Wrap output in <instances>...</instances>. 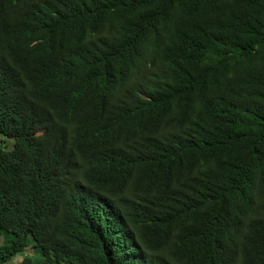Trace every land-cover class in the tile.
I'll return each instance as SVG.
<instances>
[{"label":"trees","instance_id":"obj_1","mask_svg":"<svg viewBox=\"0 0 264 264\" xmlns=\"http://www.w3.org/2000/svg\"><path fill=\"white\" fill-rule=\"evenodd\" d=\"M0 264H264V0H0Z\"/></svg>","mask_w":264,"mask_h":264},{"label":"clouds","instance_id":"obj_2","mask_svg":"<svg viewBox=\"0 0 264 264\" xmlns=\"http://www.w3.org/2000/svg\"><path fill=\"white\" fill-rule=\"evenodd\" d=\"M36 130H37V129H36ZM41 132H42L41 130H39L38 132L36 131V132L34 133L35 138H36V136H39ZM31 140H32V134L30 133L28 136L25 137V142L29 141V143H25V142L17 141V144L19 145L20 148L23 147V146H25V145L30 146V145L32 144V143H31ZM83 141H84V139H83ZM82 144H83V142H82ZM29 156H30V155H29L28 153H24V156H23L22 159H23L24 161H26V160L29 159Z\"/></svg>","mask_w":264,"mask_h":264},{"label":"rangeland","instance_id":"obj_3","mask_svg":"<svg viewBox=\"0 0 264 264\" xmlns=\"http://www.w3.org/2000/svg\"><path fill=\"white\" fill-rule=\"evenodd\" d=\"M15 263H18V261H16Z\"/></svg>","mask_w":264,"mask_h":264}]
</instances>
